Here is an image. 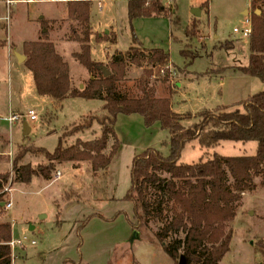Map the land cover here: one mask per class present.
<instances>
[{"label":"rangeland","instance_id":"obj_1","mask_svg":"<svg viewBox=\"0 0 264 264\" xmlns=\"http://www.w3.org/2000/svg\"><path fill=\"white\" fill-rule=\"evenodd\" d=\"M159 1L165 7H171L174 14L170 17H136L129 23L126 0H92L89 17L91 58L105 66L118 52L127 50L132 40L130 26L144 47L166 50L172 71L169 81L163 83L157 77H150L149 81L155 88V95L168 94L174 113L191 115L180 120L185 127L199 122L201 118L197 115L201 111L216 114L215 110L222 106L232 110L241 101L264 90V81L238 70L219 73L222 68L216 66L247 64L249 46L242 30L249 27L246 19L250 12L247 15L243 10L249 11L250 0ZM205 1L207 6L201 7ZM4 2L0 0V19L8 15L9 20L1 21L0 25V47L4 46L0 48V173L9 174L4 201H9L10 207L0 208V222H9L11 238L21 241L11 250V264H172L153 236V229L160 223L152 222L150 229H134L131 225L135 221L133 204L125 199L133 156L146 145L163 155L168 154V133L159 129L157 123L148 129V144L142 147L136 143L134 146L125 124H118V130L123 127L120 130L124 136L119 139L116 135L118 142L120 140L119 147L105 171L93 174L85 163L78 168L72 167L71 163H54L50 180L34 175L28 183L14 181L10 161L16 154L22 155L21 164L29 163L33 168L46 165L48 161L42 153H31L27 149L41 147L53 151L65 128L82 116L100 114L102 102L69 97L57 103L38 97L24 61L17 64L12 55V50L22 53L20 42L35 39L39 16L64 18L66 4L16 3L8 11ZM258 2L264 11V0ZM195 9L199 10L198 16L192 14ZM192 22L195 32L189 35L186 29ZM108 31L115 34V42L109 48L108 42L97 40ZM62 32L63 29L57 34ZM223 43H234V46L228 50L216 48ZM55 46L68 63L72 83L76 87L84 84L88 73L71 58L73 44ZM182 49L196 57L189 62V57L180 54ZM141 66L143 69L148 65L142 61ZM127 68L128 77L121 89L137 92L142 69L133 64ZM191 70L205 72V76L190 82ZM207 76L212 77L208 79ZM195 96H198L197 100ZM10 109L21 114H27L30 109L35 112L37 119L34 121L28 117L20 119L31 127L29 134L23 133L19 120L11 125L3 120ZM131 118L134 119L132 130L138 135L144 130L141 117L135 114ZM99 133L100 126L94 122L90 129L66 137L63 146L74 143L76 138L92 139ZM140 140L145 141V136ZM255 147V141H221L215 146L201 148L196 140H192L184 145L179 163L191 164L200 157L207 159L214 154L252 155ZM10 149L12 157H8ZM253 181L254 188L242 194L235 216L227 224L231 230L229 251L219 264H264V186L260 185L259 177H254Z\"/></svg>","mask_w":264,"mask_h":264},{"label":"trees","instance_id":"obj_2","mask_svg":"<svg viewBox=\"0 0 264 264\" xmlns=\"http://www.w3.org/2000/svg\"><path fill=\"white\" fill-rule=\"evenodd\" d=\"M129 23L136 17L168 16L174 14L171 7H165L159 0H126ZM91 0H67L68 19L75 22L69 28V39L78 42L79 49L72 56L85 67L89 74L82 88L71 85L68 65L57 53L48 39V22L40 20L41 34L36 40L24 41L23 65L30 71L36 93L60 103L66 98L96 99L102 102L100 114L82 116L73 122L58 137L53 151L37 147L28 152H40L47 159L46 165L31 167L19 163L22 155L12 159L14 181L28 183L33 175L45 180L51 178L55 164L71 163L79 167L85 163L93 174L105 171L111 158L117 152L119 142L114 132L118 114H138L145 127L158 123L168 133V154L163 155L153 147H147L135 154L130 165V186L125 199L133 204L134 229H150L152 222L160 224L153 229V236L162 250L178 264H219L229 251L231 230L227 224L236 213L237 203L244 192L254 188V177L260 178L264 186V90L241 101L232 110L222 106L216 114L201 111V120L190 126H183L180 120L189 113L180 115L171 110L169 96H156L150 77L161 82L169 81V55L162 48H146L133 33L132 40L124 52H118L105 65L109 71L104 75L100 66L90 56L89 12ZM207 6V1L201 7ZM259 10L256 13L255 10ZM258 0H250V33L248 35L249 55L245 66L236 69L264 81V13ZM192 22L186 33L193 35ZM108 43L115 42V34L108 32L97 38ZM232 44H219L217 49L228 50ZM180 54L192 61L196 54ZM148 66L142 69L141 62ZM142 69L136 85L137 92L121 89L127 79L129 65ZM135 82V81H134ZM168 95V94H165ZM96 122L100 126L97 137L89 140L76 138L74 143L63 146V140ZM68 130V131H67ZM196 140L203 148L212 147L221 141L246 143L255 141L252 155L199 158L197 162L179 163V157L187 142ZM109 141L111 144L108 145ZM8 173H0V208L5 201L4 187ZM11 240V224L0 222V264H11L12 253L8 242Z\"/></svg>","mask_w":264,"mask_h":264},{"label":"crops","instance_id":"obj_3","mask_svg":"<svg viewBox=\"0 0 264 264\" xmlns=\"http://www.w3.org/2000/svg\"><path fill=\"white\" fill-rule=\"evenodd\" d=\"M34 1H38V2H53V3H64V4H66V6H67V0H54V1H52V0H15V2L13 3V5H15L16 3L17 4H26V5H28L29 4V2H34ZM92 1V0H91ZM24 9V8H23ZM26 9L28 10V8L26 7ZM249 12H250V9H249V11L247 10V9H244L243 10V13L244 14H249ZM255 12H256V10H255ZM89 17H90V12H89ZM41 19H44L45 21H47L48 22V28H47V36H48V39L53 43V45H54V48H55V50L57 51V53L63 58V60L67 63V61L64 59V57L60 54V51H59V49L55 46V45H58V44H60L61 46H64V45H66L67 43H72L73 44V50L71 51V53H70V56H71V58L72 59H74L73 58V56H72V53L73 52H75V51H78V49H79V44H78V42H76V41H74V40H71V39H69V28H70V26L72 25H74V27H76L75 26V22L74 21H72V20H70V19H68V16L66 15V17H64V18H52V17H44L43 15H41V16H39V18H38V21H37V25H36V37H35V39H33V40H36L39 36H40V34H41V28H40V20ZM90 19V18H89ZM67 24V26L65 27L64 26V24ZM63 29V32L61 33V34H57V32H60L61 30ZM92 32V31H91ZM108 32H112L113 33V31H108ZM52 33V34H51ZM50 34V35H49ZM57 34V35H56ZM2 39V38H1ZM0 39V40H1ZM247 40H248V38H247ZM24 41H30V40H23L22 42H20V43H23ZM15 44V43H14ZM108 44V46H107V48H109V46H111V44L112 43H107ZM233 46H234V43H233ZM233 46H232V48H233ZM4 47V46H3ZM3 47H0L1 49L3 48ZM153 48H155V47H153ZM231 48V49H232ZM21 49H22V44H21ZM164 50V49H163ZM164 51H166V50H164ZM9 52H10V49H9ZM23 53V52H22ZM22 53H18V52H16L15 50H12V55H13V57H14V59H15V61H16V63L17 64H19V62H21V61H18L17 60V58H16V54H22ZM22 55H24V54H22ZM249 55V54H248ZM25 56V55H24ZM199 57H201V56H199ZM198 58V57H197ZM247 60H248V57H247ZM23 62V61H22ZM22 65V64H21ZM67 65H68V63H67ZM217 67H221L222 69H221V71L219 72V73H223L225 70H228V69H232L233 71H235V70H237L236 68L237 67H240V66H245V65H237V64H232V65H216ZM68 73H69V78H70V81H71V85L72 86H75L73 83H72V78H71V75H70V71H69V66H68ZM88 73V72H87ZM191 73L193 74V76H192V78H189V80L188 81H190V82H192L194 79H199V78H201V77H203V76H205V72H203V73H198L196 70H191ZM198 74H202V75H198ZM198 75V76H197ZM219 77H220V74L218 75ZM211 77L212 76H207V78L208 79H211ZM88 78H89V74H88V77H86V79L88 80ZM86 80V81H87ZM189 82V83H190ZM81 84H78V88H79V86H80ZM83 85V84H82ZM177 85L179 86V83H177ZM38 95V94H37ZM157 96V95H156ZM160 96H168V95H160ZM159 96V97H160ZM38 97H41V96H39L38 95ZM196 97V100L198 99V96H195ZM39 99H41V98H39ZM51 101V100H50ZM198 102H201V101H198ZM170 103H171V101H170ZM9 112H12V113H14V114H21V113H15L14 112V110L13 109H10V111ZM132 115H135V114H129V115H124V114H118L117 115V117H116V121H115V124H114V130H116V132L117 133H115L117 136H118V138L120 139V138H123V134H124V132H122L120 129H123V127L121 126L120 127V129L118 130V124H119V126H120V124L122 123V124H125L127 127H128V132H129V134L131 135L130 137H131V139L133 140L132 142L134 143V146H140L141 145V147L142 146H145L146 144H148L147 142V137H146V134H147V131H148V129L150 128V127H153V125L152 126H150V127H145L144 126V124H143V120H142V117H141V120H142V125H143V129L144 130H142V132L140 133V134H138V135H136L135 133H134V131L132 130V123H133V118H131V116ZM23 119V118H22ZM20 122H21V120H19ZM18 122V121H17ZM13 124V123H12ZM27 124V123H26ZM158 124V123H157ZM9 125H11V124H9ZM158 127H159V129H161L160 128V126H159V124H158ZM21 128H22V131H24V130H27V131H25L26 133L25 134H29L30 132H31V127H29L28 126V124H27V126H25L24 127V121H22L21 122ZM122 136V137H121ZM141 136H145V141H142V140H140V137ZM122 141H123V139H121ZM119 142H120V140H119ZM140 142V143H139ZM137 145H136V144ZM119 147V146H118ZM147 147H150V146H147L146 145V147L145 148H147ZM144 148V149H145ZM143 149V150H144ZM12 157V149H10L9 150V152H8V157ZM12 160V159H11ZM12 163V161H10V164ZM78 168V167H77ZM34 176V175H33ZM36 176H38V177H40L39 175H36ZM51 179V178H50ZM49 179V180H50ZM12 239V238H11Z\"/></svg>","mask_w":264,"mask_h":264},{"label":"built area","instance_id":"obj_4","mask_svg":"<svg viewBox=\"0 0 264 264\" xmlns=\"http://www.w3.org/2000/svg\"><path fill=\"white\" fill-rule=\"evenodd\" d=\"M4 1H5L4 3L6 5V7H7V10L9 11L10 10V6H12L15 1L14 0H4ZM52 1H54V0H52ZM166 1L169 2L171 0H166ZM8 20H9L8 19V15L4 16V18L0 19V25H1V21H6L7 22ZM246 22L249 23V27H247V28H245V29L242 30V35L245 36V37H248V35L250 33V30H251V27H250V19L249 18L246 19ZM24 117H28L29 120H32V121H34V120L37 119V116H36L35 112L32 109H30V110L27 111V114H14L12 112H9L8 115L3 118V120L6 121V122H8L9 124H12L15 121H18V120H20L21 118H24ZM56 176L57 177L60 176V172L59 171H57ZM4 207L5 208H9L10 207V202L9 201L8 202H5ZM20 243H21L20 240H13V239H11L8 242V245H9V247L12 250V248L16 244H20Z\"/></svg>","mask_w":264,"mask_h":264},{"label":"water","instance_id":"obj_5","mask_svg":"<svg viewBox=\"0 0 264 264\" xmlns=\"http://www.w3.org/2000/svg\"><path fill=\"white\" fill-rule=\"evenodd\" d=\"M256 13H259V10H256ZM192 14L194 16H198L199 15V10H192ZM16 58L18 61H24L25 60V56L22 54H16ZM101 70L103 71L104 75H107L109 73V71L106 69L105 66H100ZM83 85H80L79 88H82ZM27 126L26 122H24V127ZM27 130H24L23 133L25 134ZM178 264H184V258L181 256L179 258Z\"/></svg>","mask_w":264,"mask_h":264}]
</instances>
